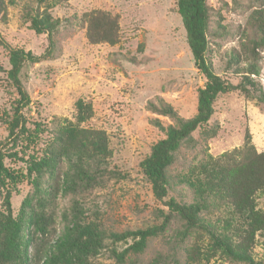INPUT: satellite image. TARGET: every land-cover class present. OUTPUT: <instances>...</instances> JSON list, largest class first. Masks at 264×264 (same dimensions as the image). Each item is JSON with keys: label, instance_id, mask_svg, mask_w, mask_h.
<instances>
[{"label": "rangeland", "instance_id": "1", "mask_svg": "<svg viewBox=\"0 0 264 264\" xmlns=\"http://www.w3.org/2000/svg\"><path fill=\"white\" fill-rule=\"evenodd\" d=\"M177 0H59L49 5V11L60 25L55 35L56 51L52 58L25 64L21 79L31 97L24 109L26 117L40 122L41 148L53 138L57 119L77 121L76 102L91 104L93 117L85 124L105 130L112 156L98 183L86 187H70L66 176L68 163L62 161L46 173L42 195L49 207L53 222L48 239L61 235L73 220L95 223L105 232L104 246L87 264H249L232 261L220 250L211 251V237L207 232L189 227L174 214L166 228L149 239L145 250L130 254L123 261L113 250L123 251L132 243L114 241L112 234L127 230L162 227L170 211L153 193L151 183L144 177L140 163L149 155L151 147L165 136L155 119L164 125L175 119L160 112L171 107L179 117L191 118L197 112L198 92L205 77L198 70L187 42L186 30L176 9ZM7 13L0 15V111H12L18 97L11 80L9 49L23 47L34 55L47 49V33H36L31 27L36 10L56 1L5 0ZM46 3V4H45ZM210 9L208 60L218 75L238 86L242 75L250 76L255 92L264 93V43L255 12L264 8V0H207ZM94 10L119 17V41L93 44L87 38L84 14ZM257 47L253 51V46ZM247 46L249 49L244 47ZM241 52L240 61L230 59ZM255 56V57H253ZM256 65L259 74L248 72ZM242 71L236 73L235 68ZM248 88L251 89L250 86ZM256 93L246 96L240 89L231 88L216 100L214 115L207 132H194V142L184 144L176 161L168 169L171 178L169 198L187 204L193 202V191L178 183L177 176L192 165L207 158L217 159L248 146L264 151V101ZM7 135V125L0 121V139ZM27 158V156H26ZM7 164L16 168L25 163ZM42 192V191H41ZM49 195L50 193H52ZM0 192V210H4V196ZM37 193L32 183L23 181L12 189L11 205L17 215L24 199ZM256 207L264 211V193L256 195ZM79 211V213H74ZM76 214L80 218L73 215ZM213 220V215H208ZM33 240L31 251L45 254L49 243L41 245V232ZM253 256L264 262V228L258 232ZM43 264V262L39 263ZM79 264V263H75Z\"/></svg>", "mask_w": 264, "mask_h": 264}, {"label": "trees", "instance_id": "2", "mask_svg": "<svg viewBox=\"0 0 264 264\" xmlns=\"http://www.w3.org/2000/svg\"><path fill=\"white\" fill-rule=\"evenodd\" d=\"M49 0H39V2ZM36 10L32 16L31 27L36 33H47L48 46L43 54L37 56L23 47L9 49L10 69L7 77L11 80L18 97L12 105V111H0V121L7 125V135L0 139V192L4 196V210H0V264H87L90 257L97 256L104 246L105 232L95 223H82L73 220L64 232L48 239L53 218L46 205L42 188L46 173L56 169L62 161L68 163L71 174L66 176L70 187L77 188L80 183L92 187L98 183L96 176L101 174L108 159L112 156L109 138L105 130L86 126L93 117V108L80 99L76 102L77 121L57 119L53 138L37 149L41 134L45 128L40 122H31L24 114V109L31 104V97L21 79L22 70L27 63H37L52 58L56 51L55 35L60 19H55L49 5ZM46 4V3H45ZM176 9L186 30L187 42L195 64L206 81L198 92L197 112L194 117L182 118L171 107L160 110L161 113L175 119L174 124L164 125L160 120L155 123L164 131L165 136L151 147L140 163L144 177L151 183L153 193L170 211L162 227L152 226L146 229L127 230L112 234L113 240L128 241L121 252L113 250L119 261L130 254L145 250L149 239L163 231L171 215L179 217L189 227L198 228L211 237V251L220 250L223 256L232 261L249 264H264L253 256L256 236L264 228V211L256 207L255 199L264 193V151L253 146L239 149L217 159L207 158L192 165L186 172L177 176L178 183L187 185L193 191V202L185 203L169 198L170 176L168 169L176 161L177 154L184 144L194 142L193 134L203 128L207 132L214 115L215 103L220 94L231 88L240 89L246 96L253 95L257 87L248 75H242L238 86L215 73L208 60L210 51L208 31L210 9L207 0H177ZM7 13L5 0H0V15ZM260 34V45L264 43V8L255 12ZM87 23V38L93 44L119 41V17L109 12L94 10L84 14ZM257 46H253V51ZM247 46L244 47L246 50ZM249 49V47L247 48ZM241 52H234L230 59L239 62ZM255 57V56H253ZM249 73L259 74V68L252 64L247 68ZM0 70L3 66L0 64ZM236 73L242 71L235 68ZM248 86L251 87L248 88ZM258 100L264 101L260 90ZM27 156V158H26ZM7 159L25 166L14 167L7 164ZM32 183L35 191L41 193L34 206V197H26L17 215L11 205L12 189L23 181ZM42 191V192H41ZM53 194L50 193L49 195ZM1 195V196H2ZM79 211H74V213ZM213 215V220H208ZM80 218L78 215H73ZM41 232V245L49 243L51 250L45 254L31 246L37 234Z\"/></svg>", "mask_w": 264, "mask_h": 264}]
</instances>
